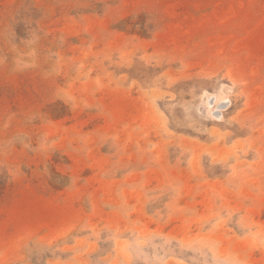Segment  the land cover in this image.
<instances>
[{
  "label": "rangeland",
  "instance_id": "1",
  "mask_svg": "<svg viewBox=\"0 0 264 264\" xmlns=\"http://www.w3.org/2000/svg\"><path fill=\"white\" fill-rule=\"evenodd\" d=\"M0 264H264V0H0Z\"/></svg>",
  "mask_w": 264,
  "mask_h": 264
}]
</instances>
